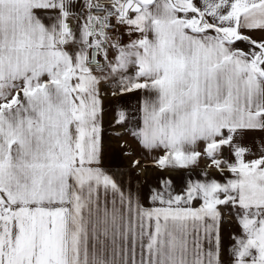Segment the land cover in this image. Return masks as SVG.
I'll return each mask as SVG.
<instances>
[{"label":"snow or ice","instance_id":"obj_1","mask_svg":"<svg viewBox=\"0 0 264 264\" xmlns=\"http://www.w3.org/2000/svg\"><path fill=\"white\" fill-rule=\"evenodd\" d=\"M0 264H264V0H0Z\"/></svg>","mask_w":264,"mask_h":264},{"label":"crops","instance_id":"obj_2","mask_svg":"<svg viewBox=\"0 0 264 264\" xmlns=\"http://www.w3.org/2000/svg\"><path fill=\"white\" fill-rule=\"evenodd\" d=\"M119 141L108 140L105 141V158L104 164L106 167L116 166L123 171L125 181L131 180L133 186L139 184H154L156 173L149 169L147 172H141L140 169L131 168L132 160L138 158L141 155V150L138 145L131 139H128L129 149L134 153L131 156H125L123 153L125 150H122L119 147ZM145 155H147L145 153ZM143 163H147V160L143 161ZM140 173L136 175V173Z\"/></svg>","mask_w":264,"mask_h":264}]
</instances>
